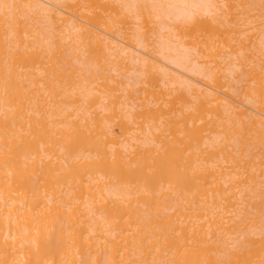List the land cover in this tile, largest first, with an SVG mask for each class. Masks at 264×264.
Segmentation results:
<instances>
[{
	"label": "bare ground",
	"instance_id": "obj_1",
	"mask_svg": "<svg viewBox=\"0 0 264 264\" xmlns=\"http://www.w3.org/2000/svg\"><path fill=\"white\" fill-rule=\"evenodd\" d=\"M106 1L0 0V264H264V64L197 60L263 0Z\"/></svg>",
	"mask_w": 264,
	"mask_h": 264
},
{
	"label": "rangeland",
	"instance_id": "obj_2",
	"mask_svg": "<svg viewBox=\"0 0 264 264\" xmlns=\"http://www.w3.org/2000/svg\"><path fill=\"white\" fill-rule=\"evenodd\" d=\"M107 1H108V0H107ZM107 1H106V2H107ZM142 1H143V0H138L139 5H140V3H141ZM146 1H147V0H146ZM146 1H144V2H145V7L142 6L144 3H141L142 5L139 6V7H141V8H139V9H141L140 12H138L139 9H135V7H134V9L136 10V12H133L132 14H134V15H131V17L133 18V17L135 16V17L138 18V20H141V19H142L141 22H138L137 20H134V19H135V18H134V19H133L134 21L132 20V22L136 23L135 21H137V23H136L137 25H139V24L141 25V23L144 22V24L141 25V27H142L144 30L141 29V27H140V29L143 30L144 32L146 31L145 33H146V36H147V37H143V38H146V41H148V43H149V41L152 43L153 41H156L155 39H157V37H158L157 35H158L159 30L157 31V29H158V28L160 29V25L158 24L160 20L158 21V20L154 19V21H155L156 24H155V23H153V24L151 23V22H154V21H152L153 18H154V16H152V17H153V18H152V17H150V15H151V14L153 15L154 12L150 14L149 11H150V10H153V9H152L153 7L150 8V6H149V5H151V3H149L150 1L147 2L148 5H146V4H147ZM210 1H211V2L208 3V5L210 4V5L212 6V8H210V9H211V10H214L215 14H216V12H217L216 10H218L217 14L220 15V13H221L222 11H221V10L219 11V9H216V7L218 6V4H217L216 2H213V0H210ZM214 1H215V0H214ZM216 1L218 2V1H220V0H216ZM249 1H250V2H253V0H238V1L236 0L235 2H237V3L239 2V5L237 4L235 10H236L237 12H238V11L241 12V10L252 9L251 7H248V6H249V5H248V2H249ZM108 2H111L110 4L112 5V3H113L114 1H113V0H112V1L109 0ZM245 2H246L247 4H246ZM263 2H264V0L262 1V3H263ZM135 3H137L136 0H135ZM135 3H134V4H135ZM215 3H216L217 6L215 5ZM243 3H244V4H243ZM106 4H107V3H106ZM110 4H109V5H110ZM114 4H115V2H114ZM137 4H138V3H137ZM212 4H213V5H212ZM219 4H220V3H219ZM240 4H241V5H240ZM118 5H119V4H118ZM135 5H136V4H135ZM214 5H215V6H214ZM220 5H221V4H220ZM234 5H235V3H234ZM243 5H244V6H243ZM247 5H248V6H247ZM107 6H108V5H107ZM112 6H113V5H112ZM146 6H148V7H146ZM151 6H152V5H151ZM213 6H214V7H213ZM240 6H241V7H240ZM117 7L119 8V7H121V6H117ZM142 7H143V9H142ZM109 8H111V10H110V12H111L112 9H113V8H116V7H113V8H112V7L109 6L108 9H109ZM144 8H145V9L148 8V9L145 11ZM240 8H241V9H240ZM122 9H123V8H121V10H122ZM119 10H120V8H119ZM142 10H143V11H142ZM211 10H209V11H211ZM123 11H124V10H122L121 12L123 13ZM252 11H253V10H252ZM116 12H118V11H116ZM121 12H119V13H121ZM131 12H132V11H131ZM143 12H144V14H143L144 16H141V14H142ZM145 12L147 13V15H146ZM214 12H212V13H214ZM240 12H238V13H240ZM254 12H255V11H254ZM254 12H253V13L251 12V14L254 15V17L257 16L256 20H258V19H259V18H258L259 13H257V12L254 13ZM113 13H115V11H114ZM126 13H127V12H126ZM126 13H125V14L123 13L121 16L123 17V15H126ZM128 13H130V12L128 11ZM140 13H141V14H140ZM212 13L210 12L209 14H211V15L213 16ZM238 13H237V14H238ZM138 14H139V17H138ZM206 14H208V13H206ZM209 14H208V15H205V16L207 17L206 20H205V18H204V19L202 18V20H201V18H198L197 21L194 20V22L196 21V24L194 23V27H196V28H193V26H192V24H191V22L193 23V19H192L191 22H190V19H189V21H186V22H188V23L184 22V23L182 24V23L179 22V25H180L179 29H181L182 31L185 29V30H184V33H186V35H187V36L183 35V36H184V39H185V37H189V34H190V35H191V33L193 34V31H192L193 29L196 30V31H195V33H196V32H200V31H202V30H203L202 28L204 27V25L208 26V25H209V24L207 25L208 20H209V22H210V21H211L210 19H212V17L209 19V17L211 16V15H209ZM256 14H258V15H256ZM145 15H146V17H148L147 20L144 19V18H146ZM154 15H155V13H154ZM235 15H236V13H235ZM235 15H234V16H235ZM240 15H241V13L238 15V17H236V18L234 17V19L230 17L231 19L234 20V23H236V24H234L233 22L230 21L231 23L228 24V27H225V26H224L225 28H223V26H221V27L223 28V29L221 28V29H222L221 31H223V32L221 33L222 37H221V36L219 37V36H217V34H215V38H216V36H217V40H219V38H221V40H224V38H225V40L228 39V42H227V40H226V42H225V44L227 43V44H226L227 46L224 47V49L226 48L225 50L223 49V50H224V51H223L224 53L221 54V56L223 55L221 60L219 59L221 56L217 59L216 62H213L211 58H209V60H208V58H207V59H206V58H205V59H198V58H197V53L194 51V52H195L194 54H195L197 60H199V62H203V63H204V60H205V64H207V63H206L207 61L209 62L208 64H210V66L205 65L204 67L211 68V66L213 65L212 68H216V67H217V64H219L220 67H221V65H223L222 68L225 69V70L223 69V71L229 72V71H227V70H230V69H229V65H232V67H233V64L235 65V62H236V67L239 66V65L241 66V64L243 65V67H240V68L238 67L239 70H238V72H237V70H236V74H237V73L239 74V73L241 72L240 70H242V72H241V74H242V73H243V69H244L245 71H247V70H250V71H251V69H254V68L257 66L256 64H258V66L256 67L257 69H258L259 65H260V67H261V65L264 64V53H263V56H262L261 53H260V55L258 54L259 56H256L258 50H255V49H257V47H259L258 44L260 45V41H258V40L264 39V36H263V34H264V28H263V29H262V28L260 29V25L263 24V26H264V23H262V21H261L262 24H260V20L258 21L259 24L254 23V22L256 21V20L254 19V17H253L252 19L248 18V19H250L249 21H248V20H244V18H241L242 15H241V16H240ZM121 16H120V18H121ZM128 16H130V15H128ZM239 16H240V17H239ZM124 17H125V19H127V18H126L127 16H124ZM140 17H141V18H140ZM242 17H243V16H242ZM248 17H249V16H248ZM139 18H140V19H139ZM156 18H157V17H156ZM239 18H240V19H239ZM121 19H122V18H121ZM128 19L131 20L130 18H128ZM150 19H151V21H149ZM194 19H195V18H194ZM199 19H200L201 21H200ZM238 19H239V20H238ZM241 19H242V20H241ZM245 19H246V18H245ZM233 20H232V21H233ZM252 20H255V21H252ZM262 20H263V19H262ZM148 21L150 22V24H149ZM156 21H157L158 23H157ZM202 21H203V23H205L204 25H201V24H202V23H201ZM236 21H240V23L238 24ZM242 21H243V22H242ZM129 22H130V21H129ZM129 22H128V23H129ZM175 22H176V23H174V24H173L172 22L170 23L171 26H170L169 30H170L171 28L173 29V31H174V29H175L176 31L179 30L178 28H175L176 26H177V27L179 26V25L177 24L178 22H177V21H175ZM256 22H257V21H256ZM138 23H139V24H138ZM197 23H199L201 26H200L199 24H197ZM242 23H245V24H243V26H241ZM249 23H251V24H249ZM252 23H253V24H252ZM130 24H131L132 27H134V28H133V32H134V33L137 32V34H138V30L140 31V29L138 28L139 26L137 27V25H135V24H133V23H130ZM189 24H191V26H190ZM237 24H238V25H237ZM153 25H154V26H153ZM155 25H159V27H158V26L155 27ZM175 25H176V26H175ZM181 25H182V26H181ZM188 25H189V26H188ZM197 25H198V26H197ZM230 25H231V26H230ZM233 25H235V26H233ZM239 25H240L241 27H240ZM255 25H256V26H255ZM128 26H129V25H128ZM131 26H130V27H131ZM172 26H173V27H172ZM183 26H185V28H184ZM187 26L190 27V29H188ZM206 26L204 27V29H206V31H207V30H208V27H206ZM226 26H227V24H226ZM237 26H239L240 28L238 27V28H239V29H238ZM263 26H261V27H263ZM135 27H137V30H135ZM201 27H202V28H201ZM235 27H236V28H235ZM248 27H249V28H248ZM255 27H257V28L255 29ZM149 28H150V29H149ZM183 28H184V29H183ZM197 28H198V30H197ZM199 28H200V29H199ZM209 28H210V27H209ZM233 28H234V31H233ZM244 28H245V30H244ZM146 29H147V30H146ZM155 29H156V30H155ZM186 29H187V32H186ZM191 29H192V30H191ZM254 29H255V30H254ZM259 29L261 30V32H263V34H262L261 32H259V31H260ZM189 30H191V31H189ZM224 30H225V31H224ZM238 30H239V31H238ZM251 30H252V31H251ZM262 30H263V31H262ZM143 31H140V33L143 32ZM152 31H153L154 33H153ZM176 31H174V32H176ZM188 31H189V32H188ZM221 31H220V32H221ZM228 31H229V32H228ZM232 31H233V34H231ZM242 31H244V32H242ZM250 31H251V32H250ZM147 32H148L149 34H147ZM151 32L154 34V35H153L154 38L151 37V36H152V35H150ZM156 32H157V33H156ZM160 32H161V31H160ZM177 32H178V31H177ZM177 32H176V33H177ZM220 32H219V33H220ZM241 32H242V33H241ZM145 33H144V34H145ZM165 33H167V31H166ZM179 33H180V30H179V32H178V34H177V35L179 36L178 38L176 37L177 39H176V38H173V39H175L176 41H177V40L180 38V36H181V35H179ZM181 33H183V32H181ZM195 33H194V34H195ZM201 33H202V32H200L199 35H203V34H201ZM206 33H207V32H206ZM219 33H218V35H220ZM223 33H224V34H223ZM243 33H244V34H243ZM249 33H250V34H249ZM251 33H252V34H251ZM257 33H258V34H257ZM141 34H142V33H141ZM141 34H140V35H141ZM156 34H157V35H156ZM173 34H175V33H172L171 35H173ZM197 34H198V33H197ZM197 34H196V35H197ZM234 34H236L237 36L234 35ZM240 34H241V35H240ZM253 34L255 35V37H254ZM256 34H257L258 36H257ZM171 35H168V34H167L168 37H171ZM177 35H176V36H177ZM199 35H197V36H199ZM244 35H245V36H244ZM141 36H143V35H141ZM144 36H145V35H144ZM148 36H149V37H148ZM239 36H240L241 38H240ZM250 36H251V37H250ZM252 36H253V38H252ZM262 36H263V37H262ZM139 37H140V36H139ZM155 37H156V38H155ZM172 37H174V36H172ZM172 37H171V38H172ZM181 37H182V36H181ZM218 37H219V38H218ZM226 37H227V38H226ZM246 37H247L248 39H247ZM148 38H150L151 40L148 39ZM171 38H170V39H171ZM191 38H193V37H191ZM191 38H189V40H190ZM229 38H230L231 40H230ZM242 38H243V40H242ZM244 38H246V39H244ZM251 38H252V39H251ZM257 38H258V39H257ZM140 39H141V37H140ZM153 39H154V40H153ZM235 39H236V40H235ZM249 39H250V40H249ZM141 40H142V39H141ZM171 40H172V39H171ZM181 40L183 41V37H182ZM189 40H188V41H189ZM225 40H224V41H225ZM229 40H230V41H229ZM247 40H248V41H247ZM255 40H256V41H255ZM185 41H187V39H186ZM239 41H240V42H239ZM246 41H247L249 44H248ZM249 41H251V44H250ZM263 41H264V40H263ZM156 42H157V41H156ZM233 42H234V44H233ZM256 42H257V43H256ZM153 43H154V42H153ZM235 43H236V44H235ZM225 44H224V45H225ZM242 44H243V45H242ZM255 44H257V46H256ZM262 44H264V42H262ZM235 45H236V47H235ZM238 45H239V46H238ZM233 46H234L236 49H237V48H239V49L236 50ZM244 46H245V47H244ZM247 46H248V47H247ZM252 46H253V49H254V50L252 49ZM189 47H190V46H189ZM189 47H187V48L189 49ZM184 48H185V47H184ZM227 48L229 49V51H228ZM232 48H233V50H235V52L237 51L235 54H234V51L232 50ZM249 48H250L251 50H250ZM247 49H248V50H247ZM184 50H185V49H184ZM238 50H239V51H238ZM144 51H145V50H144ZM244 51H245V52H244ZM246 51H248V52H246ZM256 51H257V52H256ZM252 52H253V54H252ZM146 53H147V52H146ZM150 53H151V52H150ZM188 53H189V52H187V55H189ZM232 53H233V54H232ZM245 53H246V55H245ZM247 53H249L250 55L247 54ZM255 53H256V55H255ZM258 53H259V52H258ZM183 54H184V53H183ZM183 54H182V55H183ZM191 54H192V52H191ZM224 54H225V55H224ZM243 54H244V55H243ZM184 55L187 56L186 54H184ZM230 55H231V57H230ZM235 55H237L238 60H239L240 62H239V61H236L235 59L231 60V59H232V56H235ZM239 55H240V56H239ZM225 56H227L226 58H227L229 61L222 62L223 60H227V59L225 58ZM242 56H245V58L243 57V59H242ZM249 56H250V57H249ZM252 56H253V57H252ZM156 57L159 58V56H156ZM188 57H189V56H188ZM190 57H191V56H190ZM193 57H194V55H193L191 58H193ZM237 57H236V58H237ZM260 57H261V58H260ZM194 58H195V57H194ZM194 58H193V59H194ZM229 58H230V59H229ZM248 58H250V60H249ZM255 58H256V59H255ZM241 59H242L243 61H242ZM245 59H247L246 61L250 62V65L248 64V62L245 61ZM258 59H259V60H258ZM260 59H261V61H260ZM201 60H202V61H201ZM219 60H220V62H219ZM251 60H252V61H251ZM255 60H256V61H255ZM210 61H211V62H210ZM197 62H198V61H197ZM255 62H256V64H255ZM257 62H259L260 64L257 63ZM214 63H215V65H216V67H214ZM216 63H217V64H216ZM222 63H224V64H226V65H224V64H222ZM228 63H229V64H228ZM261 63H262V64H261ZM211 64H212V65H211ZM220 64H221V65H220ZM238 64H239V65H238ZM245 64H246V69L244 68V67H245ZM132 66H133V65H132ZM132 66H131V67H132ZM226 66L228 67L227 69H226ZM253 66H255V67L253 68ZM263 66H264V65H263ZM263 66H262V67H263ZM174 67H175V66H174ZM262 67H261V68H262ZM133 68H134V67H132V68H126V70H125V68H124V70L121 71V72H122V75H123V73H125V72H127V73L130 72V73L127 74V76H129V77L131 76V74H132V76L137 75L138 72L135 71V70H136L135 68H134L135 70H133ZM218 68H219V67H218ZM218 68H217V69H218ZM241 68H242V69H241ZM249 68H250V69H249ZM170 69H171V71H172L173 68L171 67ZM220 69H221V68H220ZM233 69L235 70V67H234ZM178 70H179V69L177 68L176 70L174 69L173 71H178ZM180 70H181V69H180ZM231 70H232V68H231ZM234 70H233V71H234ZM132 71H133V73H136V74L133 75ZM181 71H183V70H181ZM178 72H179V71H178ZM184 72H186V71H184ZM234 72H235V71H234ZM117 74H118V73H117ZM129 74H130V75H129ZM181 74H182V73H181ZM120 76H121V73H120ZM132 76H131V78H130V80H131L130 85L134 82V80H133L134 78L132 79ZM129 77H126V73H125V74H124V77L122 76V79H125V78H126V79L123 80V81L130 82ZM135 78H136V76H135ZM127 80H128V81H127ZM132 80H133V81H132ZM126 84H127V83H126ZM134 84H135V83H133L132 85H134ZM128 86H129V83H128ZM128 86H127L126 88H128ZM122 87L125 88L124 86H122ZM129 87H130V86H129ZM169 87H170V86H169ZM171 87H172V86H171ZM171 87H170V88H171ZM174 87H175V86H174ZM174 87H173V88H174ZM126 88H125V89H126ZM125 89H124V90H125ZM128 89H129V88H128ZM130 89H131V87H130ZM121 93L123 94V92H121ZM121 93H120V94H121ZM261 225H262V224H261ZM193 226H194V225H193ZM259 226H260V225H259ZM194 228L196 229L195 226H194ZM190 229H191L192 231L195 230V229H193V228H190ZM191 230H190V231H191ZM258 231H259V230H257V232H258ZM260 231H262V230H260ZM260 231H259V232H260ZM190 234H195V231H194V233L191 232ZM190 236H191V235H190ZM259 238H260V236L258 237V239H259ZM235 239H237V238H235ZM235 239H234V241H235ZM256 239H257V238H254V239H253V243H256V241H258V240H256ZM189 242H190V241H189ZM189 242H188V245H187V246H189L188 248H190ZM195 242H196V241H195ZM232 242H233V241H232ZM191 243L194 244V241L191 242ZM191 243H190V244H191ZM233 243H235V242H233ZM195 244H196V245H195L196 247H199V246H200L199 244H197V242H196ZM231 244H232V243H231ZM198 245H199V246H198ZM233 245L235 246V244H233ZM236 245H237V244H236ZM192 247H193L192 250L194 251L196 248L194 247V245H193ZM186 248H187V247H186ZM186 248H185V249H186ZM187 250H189V249H187ZM189 251H191V249H190ZM193 251H192V252H193ZM196 251H198V249H196L195 252H196ZM187 252H188V251H187ZM192 252H191V253H192ZM195 252H193V253H195ZM189 253H190V252H189ZM193 253H192V254H193ZM195 254H196V253H195ZM196 257H197V255H194V254H193V255H190V254H188V256H187V258H188V264H198V262H197V260H196Z\"/></svg>",
	"mask_w": 264,
	"mask_h": 264
}]
</instances>
